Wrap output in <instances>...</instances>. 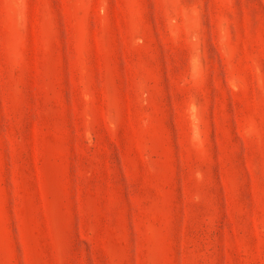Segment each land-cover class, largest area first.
Here are the masks:
<instances>
[{
    "label": "rangeland",
    "instance_id": "rangeland-1",
    "mask_svg": "<svg viewBox=\"0 0 264 264\" xmlns=\"http://www.w3.org/2000/svg\"><path fill=\"white\" fill-rule=\"evenodd\" d=\"M0 264H264V0H0Z\"/></svg>",
    "mask_w": 264,
    "mask_h": 264
}]
</instances>
